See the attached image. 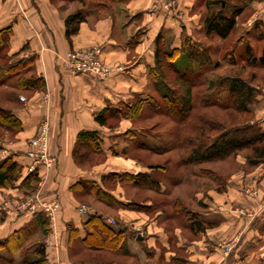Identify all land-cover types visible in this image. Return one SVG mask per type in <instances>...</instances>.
Wrapping results in <instances>:
<instances>
[{
    "label": "crops",
    "instance_id": "0c3cea01",
    "mask_svg": "<svg viewBox=\"0 0 264 264\" xmlns=\"http://www.w3.org/2000/svg\"><path fill=\"white\" fill-rule=\"evenodd\" d=\"M199 2L178 0L176 7L168 13L162 9L153 10L156 0H132L127 5H118L110 17L82 23L78 33L74 34L69 42L66 37V15L54 7L50 0H0V30L9 26L13 29L10 54L27 48L24 56L36 57V72L46 82L45 90L26 97L24 103L21 102L14 108L15 115L22 123V130L14 133L13 141L2 142L4 150L1 156L11 155L13 160L24 168L26 175L32 163L27 156L30 151L29 142L44 124H48L50 152L56 163L49 170H41L38 184L45 195L60 201L58 217L50 222L52 233L59 232L63 238L58 247L47 248L49 264H74L69 255L74 240L70 238L67 225L71 224L79 230L81 237L84 236L83 224L87 214L79 211V202L72 192V187L82 180L100 182L101 177L107 173L125 171L119 168L103 171L102 167L91 171L81 169L75 163L73 155L78 135L85 131L97 132L103 141L102 149L107 158L116 156L119 139L126 138L124 136H128V131L139 129L133 126L134 120L125 117H121L119 128L111 129L100 125L96 120L97 115L106 109L128 106L137 98L145 99L148 95L157 97L155 83L149 73L155 63V39L160 34L172 37V47L179 49L185 38L191 39V45L202 43L198 35H205V11H201L203 5ZM247 9L253 10L251 18L242 25L247 37L245 36V39L241 36L237 41L240 40L242 45H249L254 54L260 56L261 54L255 53L254 42H264V0H256L248 7L245 6L243 13ZM94 17L89 13L87 19ZM255 18V23L252 22L254 25H251ZM205 37L207 38L206 35ZM96 45L102 47L103 59L113 68L110 77L101 81L89 74H72L65 65L68 52ZM181 56L182 54L178 57L177 64L178 67L184 68L186 64L181 62ZM255 87L258 93L249 108L256 118L258 117L264 130V88H258L256 85ZM123 125H126L127 129H121ZM135 139L136 135L131 138L133 145ZM142 142L148 144L147 140ZM146 170V167H135L126 171L138 173ZM252 174L254 175H242L237 181L229 182L228 193L217 192L216 196L210 195V199L214 201L212 206H216L201 214L202 216L199 214V219L210 229L200 241H189L182 246L186 255L180 257L181 264H264V209L259 207L257 201L239 191L245 181L254 186L258 185L264 193V164H260ZM14 189L17 196L23 197L24 191L17 186ZM6 200L8 203L3 204L4 211L14 201L10 198ZM225 205L231 209H244L248 215L243 216L223 209ZM94 211L96 212H92ZM126 211L121 210L122 213L131 215L132 211ZM108 219L111 220L107 216L106 220ZM34 220V213L29 216H14L0 211V240ZM121 220L129 227L128 218L122 215ZM60 223L62 230L57 228ZM146 229L148 235L143 238L138 236L142 241L133 243L130 240L129 245L131 249V244H135L142 256L139 252L132 253L138 255L143 264H164L165 261L170 263L171 245L166 234L150 223ZM228 238L239 242L230 256L223 259L217 248L218 241ZM145 248L153 250L152 257L146 256ZM0 252L6 253L7 250ZM133 260L135 262V259Z\"/></svg>",
    "mask_w": 264,
    "mask_h": 264
},
{
    "label": "trees",
    "instance_id": "16d2710c",
    "mask_svg": "<svg viewBox=\"0 0 264 264\" xmlns=\"http://www.w3.org/2000/svg\"><path fill=\"white\" fill-rule=\"evenodd\" d=\"M52 4L58 1L78 3L96 18L111 15L114 5L118 3L127 4L132 0H50ZM204 3L206 14L204 18V33L207 37H219L223 41L227 40L236 30L238 18L243 14L245 6L256 0H199ZM87 21V15L78 10L74 14L68 15L65 19L66 37L71 42L74 34L78 33L82 23ZM13 35L11 26L0 30V87H11L23 92H39L46 88L45 79L36 72L34 55L24 56L27 48L19 52L10 54V40ZM155 63L150 68L151 80L155 83V89L159 97L148 95L145 99L137 98L132 104L118 108L106 109L96 117L97 122L102 126L114 129L109 123L120 121L121 117L136 120L145 106L161 110L159 101L163 102L164 114L181 126L178 142L179 145L190 146L189 153L182 158L181 164L184 167L199 166L204 163L227 159L238 152L250 150L251 157H247V162L251 165L264 162V130L257 121L245 123L226 124L225 121L209 117V111H224L232 114H253L249 108L256 100L258 89L251 80L241 78L237 75L216 76L209 79L204 90L203 105H196L193 89L204 84L202 72L212 65V54L208 46L202 43L191 45V39L185 38L182 47H172V37L158 35L155 39ZM186 64L184 68L178 67V57ZM230 63L229 53L223 56ZM242 60L249 67L264 68V50L260 56L254 54L253 48L249 45L245 48V55ZM232 61V62H231ZM181 64V63H180ZM219 61L213 64L216 68ZM196 70H198L196 72ZM10 95L0 96V129L10 133H17L22 130V123L15 115L14 109L5 107L6 102H11ZM18 97L15 96L14 101ZM5 103V104H4ZM206 112V113H205ZM211 115V114H210ZM208 116V117H207ZM186 132L194 133L183 141L182 134ZM195 133L197 135H195ZM126 134L135 137L134 131L130 130ZM100 136L97 132H81L75 145L73 155L74 161L79 167L97 162L106 158L102 149ZM137 143V141H136ZM139 147L155 153H161L164 149L148 146L140 142ZM3 149L0 140V189L19 187L22 191L30 192L36 189L35 184L40 181L38 171L23 174L24 168L13 160L10 155L1 156ZM168 172L164 167H149L144 172H110L103 175L100 182L82 180L72 187L75 198L78 196H93L99 201L115 205L120 208L149 212L154 209V205L145 203H132L118 200L110 194L105 185L111 186L130 184L135 187L150 189L158 193H163V183L161 174ZM167 174V173H166ZM218 179V177H217ZM192 215L189 220V228L196 234L206 230L205 224L196 216ZM35 220L24 228L15 231L13 234L0 240V264H49L47 249L44 238L52 233L50 219L38 210ZM84 236L81 237L79 230L71 224L67 225V230L71 239L79 238L82 247L89 251H109L122 258H133L137 264H143L138 255L132 253L129 245L131 241H138V236L143 235L132 231L121 220H114L109 224L104 214L98 211L89 212L83 224ZM39 238L38 240H35ZM35 240V241H33ZM142 241V239H141ZM139 242V241H138ZM148 257H152V249H144ZM114 264H129L127 262H115Z\"/></svg>",
    "mask_w": 264,
    "mask_h": 264
},
{
    "label": "rangeland",
    "instance_id": "374dc122",
    "mask_svg": "<svg viewBox=\"0 0 264 264\" xmlns=\"http://www.w3.org/2000/svg\"><path fill=\"white\" fill-rule=\"evenodd\" d=\"M231 2L238 3L236 0H232ZM127 4H115L111 15L115 13L116 7L118 5ZM199 4L203 5V8H199L202 9L201 11H205L206 14L204 3L199 2ZM52 5L56 7L60 12L65 14L66 17L68 15L74 14L79 9L82 10V12L87 16L89 15L88 8H84L78 3L58 1ZM252 13V9H247L245 13L240 16L238 21L239 27L225 41H223L222 39L219 40V37L206 38L204 34L201 36L198 35V39H200L202 44L210 48L213 61L212 65L202 72V79L204 84L193 89L194 98H196V105H203L204 90L207 86L206 81L213 78L214 75H237L241 78L243 77L247 80H251L252 84L256 85L258 88H264V68L249 67L242 60V55H245L246 45H242V43H240V40L237 41L241 36L242 38L244 37L246 39L247 33L245 32L242 25L248 22V20L252 16ZM111 15L102 18H90L87 19L86 22L94 20L98 21L110 17ZM255 20L256 18L251 21V25H254L253 23H255ZM254 47L255 53L260 55L264 50V42H254ZM79 50L86 49H74L71 51ZM226 53H229L231 59L235 61L234 63H230L229 61H227V59L223 61V56ZM101 59L103 63L108 68H110L111 72H113V68H111L105 62L103 56H101ZM217 61H219L220 64L215 68L213 64L217 63ZM197 71L198 70H196V72ZM34 93L36 92H23L11 87H0L1 98L2 96L4 97V95H10L12 97L11 102L7 101L6 104L4 103L6 105L5 107H11L12 109L18 107L21 102L24 103L26 101V97L31 96ZM15 96L18 97V101H14ZM157 97H159V95H157ZM158 105L161 107V109H165V105H163L162 101H159ZM148 107L149 106H147L145 110L143 109L138 118L133 122V126L136 129H139L138 131H134V134L136 135L134 145V142L131 143V135L124 136L126 138L119 139L116 156L112 157V159H108L106 156V158L97 160V162L83 165L81 169L91 171L95 168L102 167L103 171H109L110 169L113 170L114 168H119L122 169V171H126L127 169H134L135 167H146L147 169L149 167L155 166L164 167L168 172H166L167 174L162 173L160 176L163 183V193H158L153 190L144 189L141 187H135L130 184L111 186V184L107 183L105 185L106 190L118 200L125 202L128 201L134 204H151L154 205V209H151V211L149 212L129 210L132 211L130 212V214L132 215L131 216L121 212V210H127L126 212H128V209L120 208L118 206L99 201V199L93 196H78L76 199L79 202V209L85 208L86 210H88L82 214H88V212L96 210L102 212L104 215H106V218L108 216V218H111V220L113 221L116 219L121 220L122 215H124L130 220L129 228L132 231L139 233V235H148L149 233L146 228L148 227L149 223L153 224L154 228H159L166 234L169 245H171L169 249L170 255L172 257L171 262L169 263V261H165L164 264H181L179 262L180 257H184L186 255V252L182 248V246L187 244L189 241H200L201 237H203V235L206 234L207 230L210 229V227L205 225L206 230L204 232L198 234L194 233L188 226L190 220L189 218L190 216H192L189 215L191 214L190 212L192 211V214L193 212H195L196 216L199 217V214L201 215L209 211L211 207L213 208V206H216H212V202L214 201L210 199V195L216 196L217 192L219 194L222 192L228 193L229 191L227 189L229 182L237 181L239 179L238 177L242 175L253 176L254 174L252 173L255 172V169L260 164H264V162L258 163L256 165H251L247 162L246 158L251 157L252 152L250 150H245L238 152L237 154L228 157L227 159L208 162L199 166L184 167L181 164V160L187 155V153H189L191 147L187 144L179 145L180 141L178 142V136L181 126L171 118L167 117L164 114L163 109L162 111H157L155 110L156 108ZM206 114H209V117L207 116L208 118H211L210 116H212L214 118H217L218 120L225 121L226 124H232L234 121L236 123L257 121L261 125V123L258 121V117L256 118L255 113L249 115L238 113L232 114L230 112L214 110L209 111ZM109 123L113 124L114 126H118L116 128L120 127L118 121H110ZM121 129H127V126L123 125ZM38 133L30 140L29 143L37 138ZM188 135L189 137H191L192 135H194V133L186 132L182 134L181 136L183 141L187 139ZM195 135L197 134L195 133ZM13 139H15L14 133H10L4 129H0L1 142H6L7 140L13 141ZM143 140L148 141V146H154L159 150L164 149V151H161V153H155L150 150L143 149L139 146L137 147V144L139 142H142ZM136 141L138 142L136 143ZM3 150L4 149H2V151ZM55 163L56 159L53 167ZM35 187L36 189L34 191L25 192L23 197L17 196L16 190L14 188H1L3 190L0 189V211L10 213L14 216H29L30 214H32L30 210L36 199H38L40 203H53L54 201L58 200L56 198H49L48 195H45V193L42 192L41 186H39V184H35ZM240 188L241 189H239V191H241L242 194L257 201L259 207L264 209V193L261 192V189L258 185L254 186L249 182L247 183L243 181V184ZM7 198H10L11 200L14 199V201H12V203L10 201L11 204H9V206L4 211L3 207L5 206L3 204L8 203V200H6ZM58 203L61 208L59 200ZM227 206L228 205H225L222 208L230 210L235 214L243 216L248 215V212L244 209H240L239 207L231 209L229 206ZM38 208H41V206H39ZM60 208L56 212L55 217H58ZM121 221L124 223V220ZM57 228H60V230H62V224L60 223ZM38 239L39 238H37L36 236L35 240ZM47 240H50L51 245L47 244ZM73 240L74 241L72 247H70L69 249V255L74 264H114L115 262L137 264V262H134L132 258H122L121 256L115 255L109 251H89L86 247L81 246V244L78 242L79 238H75ZM43 241L46 245V249L53 247L56 248L58 247L59 242L62 244L63 238L61 237V235H59V232H53L49 236L45 237ZM134 242L136 241L134 240L133 243ZM238 242L239 241H235L234 238L220 239L218 241L217 248L220 250L223 259H227L230 256V254L235 250ZM229 246L233 247L231 251L228 250ZM131 251H135V253H137L140 250L135 244H131ZM140 254L142 256V253ZM207 264H217V262H209Z\"/></svg>",
    "mask_w": 264,
    "mask_h": 264
},
{
    "label": "built area",
    "instance_id": "2783aa9c",
    "mask_svg": "<svg viewBox=\"0 0 264 264\" xmlns=\"http://www.w3.org/2000/svg\"><path fill=\"white\" fill-rule=\"evenodd\" d=\"M177 2L178 0H156L153 10L162 9L169 13L176 7ZM102 53L103 49L99 45L86 50L70 51L66 56L65 65L74 75L89 74L104 81L110 76L111 70L103 63ZM119 69L121 70V68ZM48 138L49 126L46 123L40 129L37 138L30 143V151L27 156L32 160V163L29 166V172L38 171L41 173L42 169L49 170L53 167L55 158L50 153ZM34 202L30 210L32 214L41 210L51 221L54 220L55 214L60 208L58 200L53 203H40L36 199ZM39 206L41 208H38ZM79 211L85 213L87 210L82 208ZM107 222L114 223L110 219ZM47 244L51 245L50 240H47ZM232 249L233 247L229 246L228 250L231 251Z\"/></svg>",
    "mask_w": 264,
    "mask_h": 264
},
{
    "label": "water",
    "instance_id": "95a60500",
    "mask_svg": "<svg viewBox=\"0 0 264 264\" xmlns=\"http://www.w3.org/2000/svg\"><path fill=\"white\" fill-rule=\"evenodd\" d=\"M139 240H141V237H138Z\"/></svg>",
    "mask_w": 264,
    "mask_h": 264
}]
</instances>
